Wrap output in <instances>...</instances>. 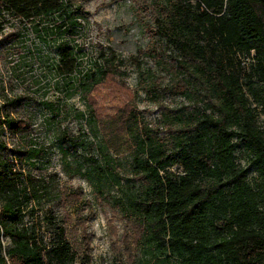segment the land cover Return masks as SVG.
I'll use <instances>...</instances> for the list:
<instances>
[{"label":"trees","instance_id":"obj_1","mask_svg":"<svg viewBox=\"0 0 264 264\" xmlns=\"http://www.w3.org/2000/svg\"><path fill=\"white\" fill-rule=\"evenodd\" d=\"M165 2L158 7L164 17L158 24L179 57L168 69L170 94L191 96L213 115L200 118L164 107L170 113L164 112L173 134L169 140L140 127L135 106L104 123L92 113L106 156L144 151L142 160L133 158L138 174L149 178L144 200L129 204L127 212L139 237L144 233L139 219H156L153 236L183 264H264V130L258 123L264 118V0ZM88 17L75 0H0V37L13 42L30 35L51 44L38 64L52 76V86L77 89L89 99L99 85L123 76L124 63L113 52L99 50L95 60L84 55L81 33ZM231 57L251 60L247 83L230 66ZM139 88L157 102L159 82L140 81ZM27 100L21 94L7 105L19 111ZM1 126L11 138L32 132L23 117L6 114ZM28 152L34 168L38 151ZM11 160L0 141V264H90L63 227L45 244L35 226L24 223L45 190L32 173L20 180ZM176 164L180 174L170 171Z\"/></svg>","mask_w":264,"mask_h":264},{"label":"rangeland","instance_id":"obj_2","mask_svg":"<svg viewBox=\"0 0 264 264\" xmlns=\"http://www.w3.org/2000/svg\"><path fill=\"white\" fill-rule=\"evenodd\" d=\"M75 1L89 16L80 40L84 55L95 60L103 50L113 52L124 63L123 76L99 85L89 99L77 89L52 86V76L38 64L39 58L48 56L51 44H42L30 35L13 42L0 37V119L6 114L23 117L32 129L27 138H11L7 127L1 126L0 141L7 144L14 171L22 174L20 180L32 173L45 190L24 223L33 224L45 244L56 228L63 227L72 246L87 255L90 264H183L153 236L156 219H139L144 227L139 237L127 212L129 204L144 200L149 178L133 167V158L142 160L144 151L123 150L106 156L103 132L94 115L102 123L114 121L129 105L135 106L140 127L170 140L173 134L167 130L164 116L170 113L164 107L177 114L195 112L200 118L213 111L197 105L191 96L170 94L172 74L168 69L179 57L158 24L164 19L158 7H165V0ZM251 63L230 58V66L243 84L251 75ZM140 81L159 82L157 102L148 100L139 88ZM21 94L29 98L21 110L7 105ZM258 123L264 130L263 117ZM30 148L38 151L32 160L34 168L27 159ZM23 150L26 154L20 160ZM170 171L180 174L182 168L176 164ZM2 245L6 248L7 240Z\"/></svg>","mask_w":264,"mask_h":264}]
</instances>
